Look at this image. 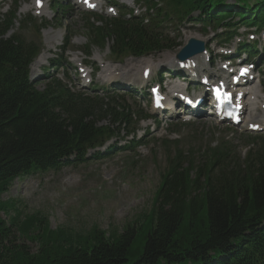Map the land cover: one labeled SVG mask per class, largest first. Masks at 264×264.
Segmentation results:
<instances>
[{"label":"trees","instance_id":"1","mask_svg":"<svg viewBox=\"0 0 264 264\" xmlns=\"http://www.w3.org/2000/svg\"><path fill=\"white\" fill-rule=\"evenodd\" d=\"M145 1L158 11L155 20L144 26L124 14L100 19L105 25L87 32L88 51L110 42L120 61L172 51L178 44L167 39L164 26L195 12L196 22L214 30L235 28L226 23L235 17L242 26L264 27V0L255 9L250 0H235L246 10L241 14L225 0H159L165 10ZM18 9L15 3L0 12V264H264V148L240 160L225 143L196 153L164 143L175 155L154 206L121 234L53 230L42 213L4 199L16 179L60 171L72 158L82 162L88 150L116 137L115 127L131 124L129 111L110 96L105 102L74 92L56 77L38 90L29 73L47 26L32 17L19 20Z\"/></svg>","mask_w":264,"mask_h":264},{"label":"rangeland","instance_id":"2","mask_svg":"<svg viewBox=\"0 0 264 264\" xmlns=\"http://www.w3.org/2000/svg\"><path fill=\"white\" fill-rule=\"evenodd\" d=\"M113 1L117 3V5L113 4V12H109L108 7H112V4H109L101 10L102 14L99 15L104 17L107 16L106 13H111V16L107 17L116 16L119 13V7L124 6L125 3L130 4V9L134 12L136 8L139 9L137 13L140 16L147 14L144 6H136L135 3H130L131 0ZM225 1L231 6L237 5L235 0ZM14 2L20 6V20L31 16L35 22L40 23L45 20L48 25V29L44 30L40 37L44 47L42 54L46 53V59L33 66L31 70L32 81L38 90L42 91L45 88L49 81L47 76H57L63 78L74 91L88 94L93 90L91 96L98 95L103 99L114 96L120 106L128 109L132 120L127 127L118 129L115 127L114 132L118 134L113 141L107 144V148H111L107 154H103L104 150L89 151L82 162H77L72 158L70 167L57 172L34 173L20 177L13 182L4 199L22 202L27 213H42L48 218L53 230L67 228L79 233L89 232L97 227L108 234L113 232L121 234L125 226L136 223L148 214L154 206L162 184V177L169 168L171 157L175 155V151L172 148L168 150L164 144V140L168 139L170 134H172L171 139L180 141L179 149L184 152L204 151L222 142L229 143L240 160H244L249 155L255 156L261 151L263 146L261 140L264 139V134L256 136V139L249 137L253 135L245 131L247 126L245 123L239 128H233L219 124L209 116L200 115L190 124H186L182 120L183 117L179 115L176 119L156 117V123L161 124L158 128V125L156 127L152 121L140 123V115L150 117L155 115L145 97L124 88H115L118 92H111V94L104 91L109 88L106 83L108 79L117 77V75L120 79H131L136 83V87H141V72L148 65L153 70L152 81L157 83L159 79L155 76L159 69L169 70L168 68L173 66L171 63L175 62L182 47L145 58L115 61L111 57V43L106 42L104 48L94 47L90 51L91 57L86 58V48L90 45L87 34L88 20L85 11L80 6L64 11L63 8L57 7L55 1H48L39 11L35 8V0H0V8L2 7L3 11L7 12L14 7ZM102 3L105 4L107 1L103 0ZM90 23L99 27L105 25L97 20H91ZM165 31L170 40H176L181 46H185L190 38L205 42L211 53L215 52L219 46L220 38L213 34L211 28L207 30L210 35L205 37L203 28L198 24L185 22L180 25L173 22L166 27ZM249 33L251 31L248 33H244V30L240 31L239 37L228 47L235 49L239 48L240 43H248ZM68 35L74 38L69 48L70 51L65 53L60 48ZM59 36H62L60 43H57L56 48H50L55 46ZM260 36L258 35L257 39L261 41ZM260 48H264L262 41ZM38 60L39 58L36 62ZM52 60L55 61L51 62ZM220 62L218 61L219 64ZM105 63L113 65L107 67ZM85 66L91 73L90 85L85 84L88 78L82 79L81 77L83 70L80 69ZM132 68L135 71H132ZM258 70L262 82L264 81V67L259 65ZM175 84H178L175 80L165 82V87L168 89ZM181 87L186 88L188 85L183 84ZM258 87L264 93V84L261 83V87L260 85ZM262 98L264 99V95ZM254 116L260 118L261 113L257 111ZM181 124L186 126H180ZM148 126V137L145 139L147 144L144 147L135 146L143 133H140L136 139L128 137L127 140L121 142L133 129L137 128L142 132ZM127 146L128 149H122Z\"/></svg>","mask_w":264,"mask_h":264},{"label":"bare ground","instance_id":"3","mask_svg":"<svg viewBox=\"0 0 264 264\" xmlns=\"http://www.w3.org/2000/svg\"><path fill=\"white\" fill-rule=\"evenodd\" d=\"M16 24V23H15ZM54 35V34H53ZM52 35V36H53ZM51 36V37H52ZM94 36V35H93ZM60 39L62 40V36H59L58 37V39H57V42L54 44V45H57V43H60ZM87 40V39H86ZM91 44V43H90ZM93 44V43H92ZM96 45V44H95ZM53 47H55V46H52V47H50V48H53ZM44 59H46V54H42L40 57H39V60H38V62H35L34 64H33V66H35V65H38V64H40L41 63V61H43ZM150 68V66L148 65L147 66V68H146V70L147 69H149ZM109 71V70H108ZM107 71V72H108ZM132 71H135V69L134 68H132ZM128 85H129V83H128ZM258 95H257V93H250V94H248L247 95V99H246V103H245V105L247 106V111H250V110H254L255 108H256V103H258V97H257Z\"/></svg>","mask_w":264,"mask_h":264},{"label":"water","instance_id":"4","mask_svg":"<svg viewBox=\"0 0 264 264\" xmlns=\"http://www.w3.org/2000/svg\"><path fill=\"white\" fill-rule=\"evenodd\" d=\"M204 46L202 44H199L196 41L190 42L189 46H187L183 52L178 56L180 60H185L186 57H191L196 54H199L203 52Z\"/></svg>","mask_w":264,"mask_h":264},{"label":"snow or ice","instance_id":"5","mask_svg":"<svg viewBox=\"0 0 264 264\" xmlns=\"http://www.w3.org/2000/svg\"><path fill=\"white\" fill-rule=\"evenodd\" d=\"M37 6H42L41 0H37Z\"/></svg>","mask_w":264,"mask_h":264}]
</instances>
